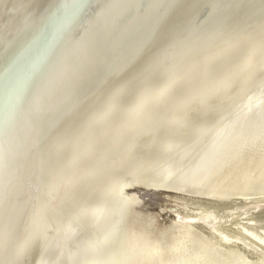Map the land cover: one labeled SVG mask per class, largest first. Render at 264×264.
<instances>
[{
  "label": "bare ground",
  "instance_id": "6f19581e",
  "mask_svg": "<svg viewBox=\"0 0 264 264\" xmlns=\"http://www.w3.org/2000/svg\"><path fill=\"white\" fill-rule=\"evenodd\" d=\"M0 264H264V0H0Z\"/></svg>",
  "mask_w": 264,
  "mask_h": 264
}]
</instances>
